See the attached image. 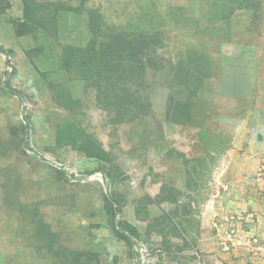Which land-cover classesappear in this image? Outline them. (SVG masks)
Instances as JSON below:
<instances>
[{
    "label": "rangeland",
    "instance_id": "rangeland-1",
    "mask_svg": "<svg viewBox=\"0 0 264 264\" xmlns=\"http://www.w3.org/2000/svg\"><path fill=\"white\" fill-rule=\"evenodd\" d=\"M30 3L0 0V264L68 263L36 218L93 264H264V0ZM117 33L122 50L155 36L139 53L163 66L139 87L150 112L120 123L63 66Z\"/></svg>",
    "mask_w": 264,
    "mask_h": 264
},
{
    "label": "trees",
    "instance_id": "trees-1",
    "mask_svg": "<svg viewBox=\"0 0 264 264\" xmlns=\"http://www.w3.org/2000/svg\"><path fill=\"white\" fill-rule=\"evenodd\" d=\"M25 5H27V18L34 19L33 11L30 9V0H25ZM91 15L92 29L98 32L101 30L99 15L93 12ZM123 37L122 33H117L114 36L115 42L111 41L108 44L101 42L98 49L96 38L91 41L87 48L79 49L69 45L65 48L63 60L65 68L79 67L83 76L96 84L105 106L114 111L115 122L118 123L134 120L150 112V103L148 99L141 96L139 87L143 85V75L146 68L158 69L163 67L161 66L162 63L154 57L145 59L139 53V48L143 50V46L151 48V42L156 40L155 36L139 41L136 45L125 50H122L119 43ZM125 38H129V35L128 37L126 35ZM81 57L82 59L79 60ZM104 80L107 81L105 84ZM126 83L136 84L137 90L129 91L126 88ZM104 86H106L105 89ZM58 139L77 144L79 149L89 157L110 161L109 152L92 135L82 134L78 130L74 133H66L63 130L59 133ZM35 222L37 226L35 230L41 237L43 244L57 257H65L68 260V263L65 262L66 264H93L91 257L85 255V252H75L59 244L57 233L53 232L47 223L40 218H36Z\"/></svg>",
    "mask_w": 264,
    "mask_h": 264
}]
</instances>
